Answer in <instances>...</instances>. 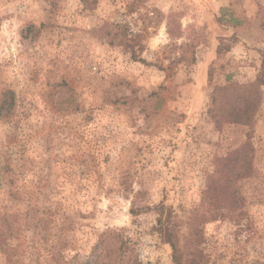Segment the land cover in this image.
Listing matches in <instances>:
<instances>
[{"label": "rangeland", "instance_id": "1", "mask_svg": "<svg viewBox=\"0 0 264 264\" xmlns=\"http://www.w3.org/2000/svg\"><path fill=\"white\" fill-rule=\"evenodd\" d=\"M169 19L181 36L169 34ZM104 22L141 34L146 61L111 44ZM172 43L184 48L172 51ZM261 50L264 0H100L95 10L79 0H0V92L13 89L17 99L0 116V163L10 166L0 211H23V197L35 200L40 183L60 185L62 171L97 170L74 179L84 184L88 217L77 219L65 253L88 255L106 229L134 242L137 259L144 236L172 251L170 227L188 232L215 156L251 130H217L206 113L210 91L229 79L254 80ZM261 93L256 173L239 180L246 213L202 225V257L188 264H264V87ZM126 182L132 192H124ZM190 244L179 236L182 249Z\"/></svg>", "mask_w": 264, "mask_h": 264}, {"label": "trees", "instance_id": "2", "mask_svg": "<svg viewBox=\"0 0 264 264\" xmlns=\"http://www.w3.org/2000/svg\"><path fill=\"white\" fill-rule=\"evenodd\" d=\"M79 1L84 9L95 10L100 0ZM100 28V31H105V34L113 38L111 44L118 43L130 52L131 60L146 61L139 56V53L145 51V46L140 40L141 34L129 37L122 24L113 22H104ZM168 30L172 36L182 35L181 28L171 27L170 19ZM171 46H174L173 43ZM183 46L181 43L171 48L173 51L182 49ZM217 53L218 55L221 53L219 48ZM260 54V68L254 80L238 82L229 79L224 84L213 85L210 91L206 113L217 130H222L226 124L249 126L251 130L247 131L242 144L224 155L215 156L214 170L207 177V185L201 194V200L188 217V232L182 234L175 225L170 227L169 244L173 249L176 264L196 262L198 260L196 258L202 257L198 247L203 239L202 225L214 220L218 215L237 217L246 213L239 180L253 177L256 173L253 134L254 120L262 103L264 50H261ZM196 59L195 53L193 60ZM210 77L209 81L212 82ZM16 102V92L13 89L1 91L0 116L10 114L16 107ZM9 167V164L0 163V187L10 172ZM87 171L89 172L81 170L77 176L75 171L70 173L62 171L61 175L65 180L61 181L60 185L48 187L47 184L40 183L36 186L38 190L33 192L37 195L35 200L23 197L21 200L25 203L23 211L18 210L17 213L0 211V253L4 258V264H141L135 256L134 242L125 239L114 229L100 232L86 256L65 253L64 250L71 246L70 235L77 230V219L88 217L81 206L83 202L79 196L85 189L84 184L74 182L75 178L77 180L85 175L89 177L90 174L97 172L91 169ZM123 190L126 193L132 192V184L126 182ZM179 236L188 238L191 247H187V250L182 249L179 246ZM18 237H22L20 238L22 243L14 245L12 240ZM188 255L194 258L191 259Z\"/></svg>", "mask_w": 264, "mask_h": 264}, {"label": "built area", "instance_id": "3", "mask_svg": "<svg viewBox=\"0 0 264 264\" xmlns=\"http://www.w3.org/2000/svg\"><path fill=\"white\" fill-rule=\"evenodd\" d=\"M147 237H142L138 259L142 264H175L172 251L167 243L160 244L158 241H147Z\"/></svg>", "mask_w": 264, "mask_h": 264}, {"label": "crops", "instance_id": "4", "mask_svg": "<svg viewBox=\"0 0 264 264\" xmlns=\"http://www.w3.org/2000/svg\"><path fill=\"white\" fill-rule=\"evenodd\" d=\"M216 47H217V45H216ZM213 49H214V47H213ZM216 49V48H215ZM217 50V49H216ZM216 52V51H215ZM216 55H217V52L215 53ZM196 57H198V53L196 54ZM212 59V58H211ZM212 61V60H211Z\"/></svg>", "mask_w": 264, "mask_h": 264}]
</instances>
